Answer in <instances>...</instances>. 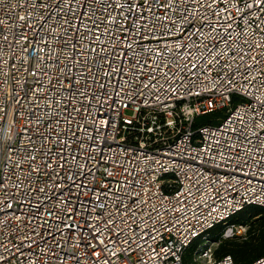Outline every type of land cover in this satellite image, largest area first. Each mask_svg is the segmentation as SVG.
<instances>
[{
  "label": "snow or ice",
  "instance_id": "1",
  "mask_svg": "<svg viewBox=\"0 0 264 264\" xmlns=\"http://www.w3.org/2000/svg\"><path fill=\"white\" fill-rule=\"evenodd\" d=\"M9 7L23 13L18 20L27 31H13L16 26L0 18V75L9 60L26 62L16 69L33 80L26 97L37 105L43 100L48 111L47 119L33 114L19 131H6V125L15 129L22 114L13 112L8 122L11 103L0 96V234L29 232L17 235L12 248L0 239V264L31 255L39 246L36 237L52 245L47 250L61 264H115L121 254L128 259L135 252L155 260L161 253L152 245L165 232L184 231L185 222H199L205 210L217 211L218 184L229 193L254 192L255 180L264 195V0H13ZM210 76L218 86H238L255 101L201 150L230 177L198 174L196 187L179 193L175 203L152 193L119 160L113 163L123 168L121 181L88 183L99 171L98 165L89 166L96 159L92 145L111 127L98 119L106 107L126 108L121 101L133 102L134 93L146 99L145 89L160 93L165 85L176 93L185 83L195 86ZM17 198L19 210L13 205ZM54 249L64 253L63 260ZM137 264L148 261L141 255ZM251 264H264V252Z\"/></svg>",
  "mask_w": 264,
  "mask_h": 264
},
{
  "label": "built area",
  "instance_id": "2",
  "mask_svg": "<svg viewBox=\"0 0 264 264\" xmlns=\"http://www.w3.org/2000/svg\"><path fill=\"white\" fill-rule=\"evenodd\" d=\"M12 2L13 0H5L0 4V18L16 26L12 29L13 31H27L26 27L20 26L21 22L18 20V16L23 13L9 7ZM16 51L19 52V49ZM9 56L11 53H8L5 59L7 60ZM13 63L16 64V68L12 67ZM22 64H26V62L9 60V63L3 68L5 75H0V81L3 82V93H0V96L5 97V104L11 103L6 120L11 122L14 119L12 113L15 111L22 114L15 118V129H10L6 125V131L13 133L22 129L26 122L31 120L33 114L47 119L44 115L48 111L45 102L41 100L37 105L30 103L26 97L27 90L33 86V80L32 78L26 79V73L16 70L20 69ZM41 79L47 81L48 78L41 77ZM161 83L164 82L161 81ZM167 87L165 85V89ZM165 89H161L160 93H157L155 89H145L146 99L137 97L134 93L133 102H129L127 97L121 101V103H128V107L121 108L119 104H115L104 109L103 116L98 119H107L111 127L102 130L104 138L98 145H92L96 148L94 153L96 159L89 161V166L98 165L99 171L96 172L94 181L92 177H89L90 185L94 184L95 187H99L102 184H107L111 186L114 182L121 181L123 168L115 167L114 160H119L124 168L129 169L136 180L150 188L152 193L157 194L158 197H166L172 203H175L174 198L179 193L187 194L189 187H196L198 174L211 178L230 177V173L225 170L223 165L219 168L214 167L213 162L207 160L201 150L208 147L211 140L219 139L222 134L221 129L228 127L236 116L243 115L246 109L254 105L255 101L238 86H233L230 89L218 86L212 82L211 76L203 83L197 82L195 86L185 83V86L178 88L176 93ZM8 93L13 94L8 95ZM156 95H160L162 103L156 100ZM17 99L20 100L19 104L15 103ZM213 112H223L224 117L209 126L193 127V120L196 116ZM41 128H43V124H41ZM17 141H19L18 137ZM198 155H200V159L194 158ZM232 166L229 165V167ZM24 169L27 171V163L24 164ZM105 169L114 175H108ZM235 175L238 179L245 180L241 173L237 172ZM131 178L128 177V179ZM229 183L235 184L236 181L230 178ZM253 187L254 192L242 189L237 193L235 189H232L229 193L218 184L219 193H213L217 196L215 201L217 211L207 215L205 210V214L199 222L195 219L191 220L190 224L185 222L188 227L184 231L165 232L162 237L158 238V242L152 245L157 252L161 253L162 258L148 260L147 254L135 252L128 259H125L121 254L115 264H137L141 255L145 261H148V264H183L184 251L195 239L205 238L209 230L217 225L225 224L231 216L243 211L247 206L264 207V195L259 193L255 180ZM199 195V192L195 193L196 197ZM231 197H235L234 202L222 205L221 201L224 198L231 200ZM180 199L183 197L181 196ZM13 205L17 210L21 208L18 198L13 201ZM23 207L27 208V205H23ZM18 214L22 215L19 211ZM9 222H15V217L12 216ZM234 227L226 226L223 231L224 235L233 234ZM27 234H29L27 228L13 232L5 230L4 234H0V239H3L8 248H12V244L19 243L16 240L17 235ZM9 239L12 243H8ZM36 239L39 241V246H33L31 255L13 258L11 264H25V261L27 264H32L33 261H36V264H61V261L56 260V257L47 250L52 245L46 247L39 237ZM42 250L44 254H42ZM65 250H67V246ZM27 251L25 249L26 253ZM54 251L63 260L64 253L60 249H54ZM72 251L77 255H83L81 248H74ZM165 252L169 254L165 255ZM8 255L9 253H5V256ZM227 257L231 256L213 258L211 250L206 248L195 257V260L199 264H235L233 259L229 261ZM65 264H73V261H65ZM84 264H91V261H85ZM101 264H103V260Z\"/></svg>",
  "mask_w": 264,
  "mask_h": 264
},
{
  "label": "rangeland",
  "instance_id": "3",
  "mask_svg": "<svg viewBox=\"0 0 264 264\" xmlns=\"http://www.w3.org/2000/svg\"><path fill=\"white\" fill-rule=\"evenodd\" d=\"M248 209L250 210V208ZM250 211L246 212L244 221L236 224L233 228V234L229 236L224 235V227L218 226L206 235L205 238H202L190 247L184 255L185 264H199V262H196L195 257L206 248L211 250L213 258H218L225 255L224 252L230 251L233 247L242 245L243 242H254L261 227V220L259 219V215H255ZM249 231L250 233H248Z\"/></svg>",
  "mask_w": 264,
  "mask_h": 264
},
{
  "label": "trees",
  "instance_id": "4",
  "mask_svg": "<svg viewBox=\"0 0 264 264\" xmlns=\"http://www.w3.org/2000/svg\"><path fill=\"white\" fill-rule=\"evenodd\" d=\"M224 117L223 112H213V113H207L203 115H198L193 120V127H198L201 125H211L215 122L219 121V119ZM250 208V210L248 209ZM248 209V210H247ZM252 212L255 215H259V219L261 220L260 229L258 230V235L255 238L254 242H243L242 245H237L233 247L230 251L224 252L225 255H222L220 257H224L227 255L231 256L233 258V261L235 264H251V261L255 255H258L262 252H264V207L259 206H247L243 209V211H240L236 215H233L230 217V219L227 220L225 224L217 225L213 229L209 230L207 235L217 228L218 226H223L224 229L226 226H236L238 223H242L244 221V217L246 212ZM223 229V231H224ZM250 233V231L248 232ZM202 238L195 239L184 251V254L187 250H189L190 247H192L195 243H197ZM224 250V249H223ZM251 253V254H249ZM218 257V258H220ZM183 264H185V259L183 255Z\"/></svg>",
  "mask_w": 264,
  "mask_h": 264
}]
</instances>
